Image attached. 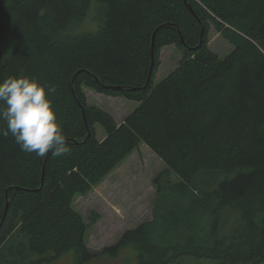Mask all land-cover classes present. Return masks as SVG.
I'll use <instances>...</instances> for the list:
<instances>
[{"label": "trees", "instance_id": "obj_1", "mask_svg": "<svg viewBox=\"0 0 264 264\" xmlns=\"http://www.w3.org/2000/svg\"><path fill=\"white\" fill-rule=\"evenodd\" d=\"M92 1L96 30L75 31ZM209 24L233 45L222 57ZM164 45L181 58L155 83ZM18 75L51 89L71 152L0 135V264L128 246L136 264H264V0H0V81ZM84 87L137 106L117 122ZM141 142L164 165L152 216L94 252L74 198Z\"/></svg>", "mask_w": 264, "mask_h": 264}, {"label": "rangeland", "instance_id": "obj_2", "mask_svg": "<svg viewBox=\"0 0 264 264\" xmlns=\"http://www.w3.org/2000/svg\"><path fill=\"white\" fill-rule=\"evenodd\" d=\"M94 5L96 3L92 1L87 15L79 22L75 31L96 30L97 20L93 19V15H96ZM209 26L207 44L219 57H222L233 48V45L215 31L212 24ZM179 58L181 52L178 48L164 45L160 51V63L155 72L154 82H159L169 71H172ZM84 89L88 97L87 102L108 111L117 122L137 106V101L120 95H106L89 87ZM94 128L97 138L105 136V131L99 123H95ZM151 151L145 143H139L89 192L75 196L72 207L82 214L87 223L86 246L94 252H99L105 245L115 242L126 228L134 227L152 216V203L155 198L152 178L164 169V165L162 160ZM136 257V251L128 246L113 258L98 254L81 264H136ZM73 259L74 251H67L57 259L42 264H76Z\"/></svg>", "mask_w": 264, "mask_h": 264}, {"label": "clouds", "instance_id": "obj_3", "mask_svg": "<svg viewBox=\"0 0 264 264\" xmlns=\"http://www.w3.org/2000/svg\"><path fill=\"white\" fill-rule=\"evenodd\" d=\"M50 91L47 85L26 75L0 81V121L6 125L0 135L10 134L22 152L38 158L49 153L61 157L71 152L49 99Z\"/></svg>", "mask_w": 264, "mask_h": 264}, {"label": "water", "instance_id": "obj_4", "mask_svg": "<svg viewBox=\"0 0 264 264\" xmlns=\"http://www.w3.org/2000/svg\"><path fill=\"white\" fill-rule=\"evenodd\" d=\"M154 36V35H153ZM180 40H181V43L184 45L185 44V42H184V40H183V38L181 37L180 38ZM153 45V37H152V44H151V46ZM151 51H152V48H151ZM151 67H152V64H151Z\"/></svg>", "mask_w": 264, "mask_h": 264}]
</instances>
